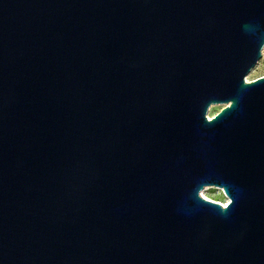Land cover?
<instances>
[{
  "label": "water",
  "instance_id": "obj_1",
  "mask_svg": "<svg viewBox=\"0 0 264 264\" xmlns=\"http://www.w3.org/2000/svg\"><path fill=\"white\" fill-rule=\"evenodd\" d=\"M263 48L264 0H0V264H264Z\"/></svg>",
  "mask_w": 264,
  "mask_h": 264
},
{
  "label": "rangeland",
  "instance_id": "obj_2",
  "mask_svg": "<svg viewBox=\"0 0 264 264\" xmlns=\"http://www.w3.org/2000/svg\"><path fill=\"white\" fill-rule=\"evenodd\" d=\"M264 76V48L262 49V58L254 68V70L245 78L248 79L247 82L253 81L257 78ZM210 111L208 110L207 117L211 118L214 116L221 108L222 106H214L211 107ZM209 189L204 191L205 197L210 199L211 201L218 202L221 204H226L229 202V200L224 196L223 191L219 188L215 187H208Z\"/></svg>",
  "mask_w": 264,
  "mask_h": 264
},
{
  "label": "bare ground",
  "instance_id": "obj_3",
  "mask_svg": "<svg viewBox=\"0 0 264 264\" xmlns=\"http://www.w3.org/2000/svg\"><path fill=\"white\" fill-rule=\"evenodd\" d=\"M246 80L248 81V79H246ZM211 107H214V106H211ZM211 107H210V109H212ZM210 109H209V111H210ZM208 118H209V117H208ZM209 120H211V119H209ZM215 188H216V187H215ZM207 189H209V188H208V187H205V188L203 189L201 195H202L203 198H205V199L211 201L210 199H208V198L205 197V195H204V191L207 190ZM219 189H220V188H219ZM221 190H222V189H221ZM220 204H221V203H220ZM221 205H222V206H225L224 204H221Z\"/></svg>",
  "mask_w": 264,
  "mask_h": 264
}]
</instances>
